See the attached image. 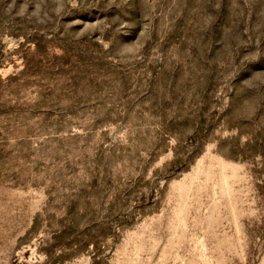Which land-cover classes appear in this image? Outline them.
<instances>
[{
    "label": "rangeland",
    "instance_id": "obj_1",
    "mask_svg": "<svg viewBox=\"0 0 264 264\" xmlns=\"http://www.w3.org/2000/svg\"><path fill=\"white\" fill-rule=\"evenodd\" d=\"M0 264H264V0H0Z\"/></svg>",
    "mask_w": 264,
    "mask_h": 264
}]
</instances>
